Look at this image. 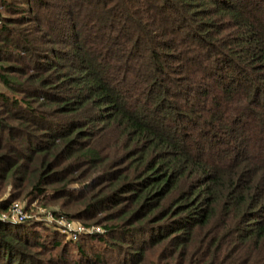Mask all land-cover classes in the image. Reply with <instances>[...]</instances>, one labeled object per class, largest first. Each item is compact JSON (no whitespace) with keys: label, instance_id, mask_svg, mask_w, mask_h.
<instances>
[{"label":"trees","instance_id":"obj_1","mask_svg":"<svg viewBox=\"0 0 264 264\" xmlns=\"http://www.w3.org/2000/svg\"><path fill=\"white\" fill-rule=\"evenodd\" d=\"M0 197V264H264V0H0Z\"/></svg>","mask_w":264,"mask_h":264},{"label":"rangeland","instance_id":"obj_2","mask_svg":"<svg viewBox=\"0 0 264 264\" xmlns=\"http://www.w3.org/2000/svg\"><path fill=\"white\" fill-rule=\"evenodd\" d=\"M11 186L12 185H8L6 187V189L2 195L3 197H7L11 194V192H12ZM14 202L19 203L23 212L26 215H28L30 217V219H32L33 221L35 220V222H42V224H45L44 227L42 226V228H43V229H41L42 232H44L45 234H51L50 233L51 230L48 227L52 228L51 226H53V228H56L60 232V234L63 237L62 238L63 240H67L68 238H70V235H68V232L65 229L66 226L64 224L68 221L70 222L71 227H76L77 225L81 224V225H84L87 229H89L88 231L84 230L83 232H81L79 234V236H81L83 234H90L93 232H99L98 230L95 229L96 226H99L100 228H102L101 224L94 222L95 220L94 221H92V220H86V221L82 220L81 221V220L75 219L74 215H73L75 213L73 211L74 205H72L71 202L66 201L63 198L52 199L49 201L36 199V200L31 201V202H29L26 199L22 200L21 198H16L15 200H13V202H11V205L6 210V213H7V211H9L10 207L12 206V204ZM43 203H45L46 205H44ZM54 210H57L60 213L71 212L72 215L67 217V216H64L62 214H56V213H54ZM46 226H48V227H46Z\"/></svg>","mask_w":264,"mask_h":264},{"label":"built area","instance_id":"obj_3","mask_svg":"<svg viewBox=\"0 0 264 264\" xmlns=\"http://www.w3.org/2000/svg\"><path fill=\"white\" fill-rule=\"evenodd\" d=\"M3 216H7L8 218L14 221L30 218L28 215H26L23 212L21 206L17 202H14L12 206L10 207L9 211H7V213H4ZM64 224L66 226L65 229L67 230L68 235H70V238L72 239H77V237L79 236L81 232H83L84 230L86 231L89 230L84 225H81V224L77 225L76 227H71L69 221ZM95 229L98 231L102 230V228H100L99 226H96Z\"/></svg>","mask_w":264,"mask_h":264}]
</instances>
